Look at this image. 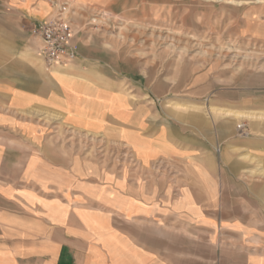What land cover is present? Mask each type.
<instances>
[{
	"label": "crops",
	"instance_id": "crops-1",
	"mask_svg": "<svg viewBox=\"0 0 264 264\" xmlns=\"http://www.w3.org/2000/svg\"><path fill=\"white\" fill-rule=\"evenodd\" d=\"M204 1L209 0L73 5L75 14L103 8L139 15L144 8ZM223 1L246 7L250 31L264 36V0ZM53 14L51 0H0V42L2 33L15 42L18 31L16 23L2 20L19 18L33 28ZM77 33L79 59L68 75L34 73L27 64L24 72H0V264H264V180L250 185L255 198L243 205L223 198L230 176L240 190L235 177L252 174L247 170L264 175V168L238 166L240 151L233 152L230 166H215L213 147L223 144L203 136L211 131L199 116L193 133L181 116L163 118L155 89L140 82L144 75L129 70L127 59H98L96 42L88 47ZM124 69L126 76L114 79ZM202 79L200 74L195 80ZM114 97L129 108L123 118L114 114ZM238 125L231 126L234 138ZM249 127L264 128V121ZM66 131L73 133L71 148L63 144ZM80 134L104 141V151H81L74 138ZM120 135L152 151L148 165L132 153V166L112 167V145ZM248 148L264 159V135L250 137ZM221 159L230 160L223 153ZM168 163L176 167L158 166ZM166 175L175 176L172 183L162 181ZM117 180L122 197L113 201L108 191ZM208 183L215 185V198ZM177 187L186 199H176Z\"/></svg>",
	"mask_w": 264,
	"mask_h": 264
},
{
	"label": "rangeland",
	"instance_id": "rangeland-1",
	"mask_svg": "<svg viewBox=\"0 0 264 264\" xmlns=\"http://www.w3.org/2000/svg\"><path fill=\"white\" fill-rule=\"evenodd\" d=\"M42 3L39 2L38 6ZM103 11L110 14L104 16ZM77 12L74 24L81 43L90 47L95 41L100 50L97 52L100 60L109 61L111 57L127 59L129 70L139 72V76L144 75L145 79L139 81L145 87L155 89L156 103L163 118L171 116L178 119L181 116L183 124L193 133L196 129H192V124L199 116L201 125L211 131L203 133V136L223 144L213 147L217 155L215 166H228L233 161V152L240 151L238 166L264 168V159L252 156L248 148L250 137L264 135V128L249 127L250 122L264 121V36L257 37L250 31L246 7L238 2L209 0L180 7L144 8L139 15L118 14L103 8H87L83 14L79 10ZM94 17L98 18L95 23L92 22ZM2 23H16L18 31L15 42H9L4 33L1 35L0 72H24L27 64L34 73L46 72L47 69L56 77L63 74L52 72L42 63L41 66L40 60L35 58L37 40L33 28L25 20L7 18ZM117 72L113 75L117 81L127 74L125 69L122 73ZM200 74L203 79L196 82ZM127 84L130 88V83ZM112 109L119 118L129 114L127 104L120 98L112 99ZM232 125H238L235 138ZM214 127L215 131H212ZM74 138L77 139L75 144L85 153L104 151V141L100 143L98 139L81 134ZM72 142L73 133L66 131L64 146L71 148ZM234 144L237 147L234 148ZM132 153L142 157L143 165L149 164L148 156L152 151L138 147L120 135L118 144L112 145V167L132 166ZM222 153L230 159L229 162L221 159ZM158 166L176 167L171 163ZM243 173L252 174L235 177L240 179V190L233 187V177L230 176L224 199L238 200L243 205L255 198L249 187L255 181L264 180V175H256V170ZM160 178L172 183L175 176ZM208 184L209 192L215 198V185ZM120 185L118 180L110 183L108 194L113 195V201L122 197ZM187 195L184 189L178 188L175 197L186 199ZM241 211L245 212L247 208L242 207Z\"/></svg>",
	"mask_w": 264,
	"mask_h": 264
},
{
	"label": "built area",
	"instance_id": "built-area-1",
	"mask_svg": "<svg viewBox=\"0 0 264 264\" xmlns=\"http://www.w3.org/2000/svg\"><path fill=\"white\" fill-rule=\"evenodd\" d=\"M51 5L54 14L33 27L37 40L35 52L46 68L66 69L79 59L80 43L73 19L76 8L73 0H51ZM94 18L93 23L96 22Z\"/></svg>",
	"mask_w": 264,
	"mask_h": 264
},
{
	"label": "bare ground",
	"instance_id": "bare-ground-1",
	"mask_svg": "<svg viewBox=\"0 0 264 264\" xmlns=\"http://www.w3.org/2000/svg\"><path fill=\"white\" fill-rule=\"evenodd\" d=\"M94 20L95 21H98V18L96 17V18H94ZM41 63L43 64V62H42V60H41ZM44 65V64H43ZM52 70V72H55V71H60L61 73H63V74H65V75H68L67 73V71H68V68H66V69H62V68H52L51 69Z\"/></svg>",
	"mask_w": 264,
	"mask_h": 264
}]
</instances>
